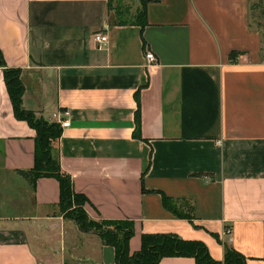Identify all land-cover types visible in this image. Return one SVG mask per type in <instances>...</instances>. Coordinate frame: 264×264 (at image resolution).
I'll return each mask as SVG.
<instances>
[{
    "label": "crops",
    "instance_id": "1",
    "mask_svg": "<svg viewBox=\"0 0 264 264\" xmlns=\"http://www.w3.org/2000/svg\"><path fill=\"white\" fill-rule=\"evenodd\" d=\"M108 1L0 0V264H116L59 212L57 180L28 174L35 131L14 116L5 68L19 70L26 111L69 121L54 144L60 169L90 220L133 223L130 254L143 234H172L217 262L230 247L264 264V59L251 0L151 1L143 26L109 23ZM95 34L107 37L100 48ZM161 194L188 203L191 222Z\"/></svg>",
    "mask_w": 264,
    "mask_h": 264
},
{
    "label": "trees",
    "instance_id": "2",
    "mask_svg": "<svg viewBox=\"0 0 264 264\" xmlns=\"http://www.w3.org/2000/svg\"><path fill=\"white\" fill-rule=\"evenodd\" d=\"M158 0H141L140 10L134 14L119 17L112 22L113 25H139L144 24V9L148 2ZM109 4V1H108ZM108 6V5H107ZM128 13V12H127ZM235 52L229 55L234 60ZM0 66L4 63L0 53ZM4 84L11 101L16 119L25 121L35 131L34 138V165L28 172L33 182L39 178L51 177L59 184V212L65 219L75 222L82 233L98 235L103 244L114 249L116 264H159L167 257H190L195 264H246V258L230 247H225L223 261H214L205 245L198 241L181 240L172 234H143L141 235L140 249L134 254L129 253V241L133 237L134 229L131 221H92L88 218L84 205L87 199L73 190L71 179L64 174L59 166L54 150V144L61 136V127L57 123L49 122L42 117H36L26 111L22 106L23 86L19 78V70L4 69ZM163 207L178 218L191 222V215H185L176 207V201L161 194ZM70 210V208H72ZM66 212V213H64ZM105 228L104 231H101Z\"/></svg>",
    "mask_w": 264,
    "mask_h": 264
},
{
    "label": "rangeland",
    "instance_id": "3",
    "mask_svg": "<svg viewBox=\"0 0 264 264\" xmlns=\"http://www.w3.org/2000/svg\"><path fill=\"white\" fill-rule=\"evenodd\" d=\"M141 0H109L107 6V20L109 23H112L114 20L119 17L126 18L134 14L138 9L140 10ZM128 12V13H127ZM251 26L261 33L262 37V57L264 59V0H251ZM176 207L179 208L185 215H189V205L188 203L178 202ZM70 208V210H72ZM66 213V212H64ZM105 228H102L101 231H104Z\"/></svg>",
    "mask_w": 264,
    "mask_h": 264
},
{
    "label": "built area",
    "instance_id": "4",
    "mask_svg": "<svg viewBox=\"0 0 264 264\" xmlns=\"http://www.w3.org/2000/svg\"><path fill=\"white\" fill-rule=\"evenodd\" d=\"M92 41L98 48H100L101 45L107 42V37L106 35L95 34L92 37ZM144 57L147 65L156 63V58L150 51H146ZM49 122L57 123L61 128H66L69 126V121L63 120L57 114H52Z\"/></svg>",
    "mask_w": 264,
    "mask_h": 264
}]
</instances>
